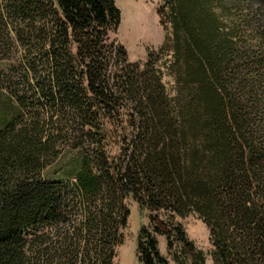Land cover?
Masks as SVG:
<instances>
[{"label": "trees", "instance_id": "trees-1", "mask_svg": "<svg viewBox=\"0 0 264 264\" xmlns=\"http://www.w3.org/2000/svg\"><path fill=\"white\" fill-rule=\"evenodd\" d=\"M157 13L165 41L142 64L115 0H0V264H119L128 199L149 213L141 264H169L158 236L206 264L177 222L191 214L213 264H264V0ZM67 149L74 180L47 179Z\"/></svg>", "mask_w": 264, "mask_h": 264}, {"label": "rangeland", "instance_id": "rangeland-1", "mask_svg": "<svg viewBox=\"0 0 264 264\" xmlns=\"http://www.w3.org/2000/svg\"><path fill=\"white\" fill-rule=\"evenodd\" d=\"M122 11V23L116 35L129 54L131 62L144 64L147 61L148 53L151 50H159L165 41V32L160 25L157 13L161 5V0H115ZM171 53L164 52L158 68L164 73V83L169 91H173L174 79L168 72V64L171 60ZM6 66L0 63V70ZM3 107H0V119ZM113 154L119 152L118 146L112 148ZM81 151L67 149L63 155L55 161L45 172V177L52 180H74L75 174L80 167ZM126 205L131 214L128 228L125 231V240L119 249V264H141L138 257V238L143 226L149 225L148 212L140 209L139 205L128 199ZM162 218L163 215H162ZM177 222L182 224L191 241L198 249L202 250L206 256V264H213L210 253L212 246L210 235L206 225L199 219L198 215L191 214L185 218H177ZM159 250L169 261V264H177L167 249L165 237L158 236ZM176 251H180L179 246Z\"/></svg>", "mask_w": 264, "mask_h": 264}]
</instances>
